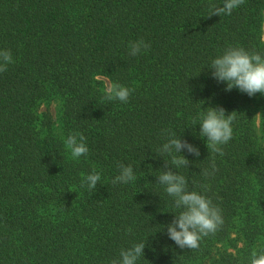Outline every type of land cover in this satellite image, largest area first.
I'll return each instance as SVG.
<instances>
[{
    "label": "trees",
    "instance_id": "trees-1",
    "mask_svg": "<svg viewBox=\"0 0 264 264\" xmlns=\"http://www.w3.org/2000/svg\"><path fill=\"white\" fill-rule=\"evenodd\" d=\"M223 2L0 0V51L14 61L0 72V264H111L139 242L137 264H250L264 253V95L225 91L208 68L230 46L264 55V0L210 16ZM141 39L150 47L130 55ZM102 78L131 89L128 102L105 100ZM52 102L57 119L42 110ZM217 106L234 116L223 156L199 135ZM165 129L200 151L183 150L191 163L172 170L221 210L195 250L167 235L180 210L156 183L170 160L158 151ZM77 132L89 153L73 159L64 141ZM118 163L136 179L112 184ZM93 170L96 188L81 187Z\"/></svg>",
    "mask_w": 264,
    "mask_h": 264
},
{
    "label": "clouds",
    "instance_id": "clouds-1",
    "mask_svg": "<svg viewBox=\"0 0 264 264\" xmlns=\"http://www.w3.org/2000/svg\"><path fill=\"white\" fill-rule=\"evenodd\" d=\"M244 3V0H224L221 6L210 4V16L212 15H230L231 12ZM150 45L143 39L130 44V55H138L142 49L149 48ZM13 57L10 50L0 51V72L7 71L9 64L13 63ZM211 76L218 82H225V91H231L233 88L249 97L260 93L264 95V55L257 52H249L242 47H228L223 54L213 59L208 67ZM131 89L120 84H112L105 90L104 99L107 101L118 100L127 103L131 94ZM226 110L221 107H208L207 111L200 116L201 138H206V147L209 152L224 155L222 145L227 144L233 137L232 124L234 116L232 113L226 115ZM196 121H193L195 124ZM165 137V143L158 151L161 154L170 157L165 160V168L157 176V182L165 186V191L173 198L174 207L179 211L174 215L173 220L166 226L168 237L181 249L195 250L199 248V242L202 237L213 234L223 223L221 210L213 204L212 199L195 190H189V184L184 175L178 174L172 168L179 169L188 167L191 163L185 155L186 150L189 154L200 156L197 146L177 138L176 134L170 130H162ZM65 147L70 150L73 159H79L81 156H87L89 153L86 144V138L82 133H72L64 141ZM119 174L112 180V184H128L136 179L131 165L118 163ZM216 171L215 161H212L211 171L204 169L202 174L208 178L214 175ZM101 176L99 172L93 170L92 173L84 176L81 181V187L95 189ZM195 183V182H193ZM207 191V185L202 186ZM131 232V229H127ZM146 243L139 242L133 244L128 249H121L119 258L113 259L111 264H137L138 259L144 257ZM250 264H264V253H252Z\"/></svg>",
    "mask_w": 264,
    "mask_h": 264
},
{
    "label": "rangeland",
    "instance_id": "rangeland-1",
    "mask_svg": "<svg viewBox=\"0 0 264 264\" xmlns=\"http://www.w3.org/2000/svg\"><path fill=\"white\" fill-rule=\"evenodd\" d=\"M102 80L104 81V83L107 87L110 86V83L106 78H102ZM42 110H44V111L49 110L53 114V116L56 117V119H57V115H58L57 103L52 102V103L48 104V106H43ZM256 124L259 127V124H260L259 116L257 117Z\"/></svg>",
    "mask_w": 264,
    "mask_h": 264
}]
</instances>
